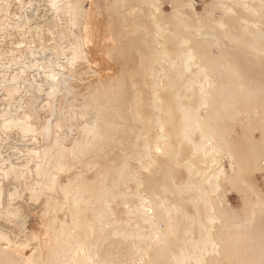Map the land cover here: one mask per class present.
<instances>
[{
  "label": "bare ground",
  "instance_id": "obj_1",
  "mask_svg": "<svg viewBox=\"0 0 264 264\" xmlns=\"http://www.w3.org/2000/svg\"><path fill=\"white\" fill-rule=\"evenodd\" d=\"M200 1L0 0V264H264V0Z\"/></svg>",
  "mask_w": 264,
  "mask_h": 264
},
{
  "label": "rangeland",
  "instance_id": "obj_2",
  "mask_svg": "<svg viewBox=\"0 0 264 264\" xmlns=\"http://www.w3.org/2000/svg\"><path fill=\"white\" fill-rule=\"evenodd\" d=\"M197 1V5L195 6L197 10H201V1L200 0H196ZM163 8L165 10L169 9L168 4L165 2L163 3ZM167 8V9H166ZM260 175H257V180L259 181V184H261V186L264 188V179H262V177L260 178ZM229 202L232 206L234 207H238L240 200H239V196L237 195V193L235 191H231V193L229 194Z\"/></svg>",
  "mask_w": 264,
  "mask_h": 264
}]
</instances>
